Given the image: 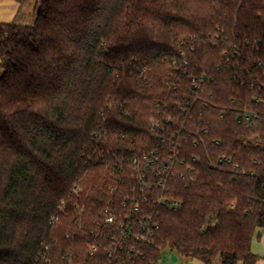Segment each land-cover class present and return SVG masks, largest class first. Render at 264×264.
<instances>
[{
	"label": "trees",
	"instance_id": "trees-1",
	"mask_svg": "<svg viewBox=\"0 0 264 264\" xmlns=\"http://www.w3.org/2000/svg\"><path fill=\"white\" fill-rule=\"evenodd\" d=\"M35 13L0 23V264L109 262L103 238L88 250L100 213L132 197L160 224L138 264L167 250L256 264L264 0H36ZM144 155L173 165L177 208L138 184Z\"/></svg>",
	"mask_w": 264,
	"mask_h": 264
},
{
	"label": "built area",
	"instance_id": "built-area-1",
	"mask_svg": "<svg viewBox=\"0 0 264 264\" xmlns=\"http://www.w3.org/2000/svg\"><path fill=\"white\" fill-rule=\"evenodd\" d=\"M241 119L250 125H256L259 123L260 115L257 112L247 111ZM132 165L142 189L149 187L161 191L156 200L159 205L173 209L179 206V201L165 195L168 176L173 165L169 166L159 157L149 155H144L142 158L135 157ZM100 217L102 222L98 226L102 230L95 232V241L89 245L88 250L91 256L95 255L99 251V246H103L96 240L103 238L109 243L108 247L104 246L109 259L105 264H138L137 257L142 254L141 249L154 242L156 233L160 229L159 222L143 209L136 197L124 201L121 208L106 204ZM55 220L57 217L53 216L52 221Z\"/></svg>",
	"mask_w": 264,
	"mask_h": 264
},
{
	"label": "rangeland",
	"instance_id": "rangeland-1",
	"mask_svg": "<svg viewBox=\"0 0 264 264\" xmlns=\"http://www.w3.org/2000/svg\"><path fill=\"white\" fill-rule=\"evenodd\" d=\"M36 0H0V23L17 22L30 25L36 20ZM1 62V58H0ZM3 69L0 66V76ZM170 252L164 251L159 264H203L201 261L177 255L172 261ZM214 264H218L217 261Z\"/></svg>",
	"mask_w": 264,
	"mask_h": 264
},
{
	"label": "crops",
	"instance_id": "crops-1",
	"mask_svg": "<svg viewBox=\"0 0 264 264\" xmlns=\"http://www.w3.org/2000/svg\"><path fill=\"white\" fill-rule=\"evenodd\" d=\"M252 251L258 257L256 264H264V227L256 231L252 241Z\"/></svg>",
	"mask_w": 264,
	"mask_h": 264
},
{
	"label": "water",
	"instance_id": "water-1",
	"mask_svg": "<svg viewBox=\"0 0 264 264\" xmlns=\"http://www.w3.org/2000/svg\"><path fill=\"white\" fill-rule=\"evenodd\" d=\"M170 258L172 261H177V255L175 253H171Z\"/></svg>",
	"mask_w": 264,
	"mask_h": 264
}]
</instances>
